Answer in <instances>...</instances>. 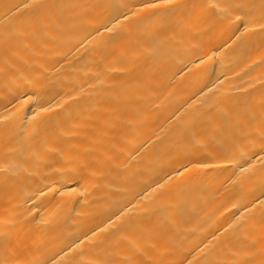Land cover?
<instances>
[{"label": "bare ground", "instance_id": "bare-ground-1", "mask_svg": "<svg viewBox=\"0 0 264 264\" xmlns=\"http://www.w3.org/2000/svg\"><path fill=\"white\" fill-rule=\"evenodd\" d=\"M0 264H264V0H0Z\"/></svg>", "mask_w": 264, "mask_h": 264}]
</instances>
